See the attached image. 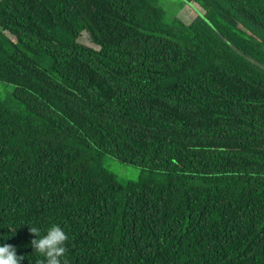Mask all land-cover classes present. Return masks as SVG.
<instances>
[{"label": "trees", "instance_id": "trees-1", "mask_svg": "<svg viewBox=\"0 0 264 264\" xmlns=\"http://www.w3.org/2000/svg\"><path fill=\"white\" fill-rule=\"evenodd\" d=\"M182 2L0 0V243L21 264L54 224L65 264H264V0Z\"/></svg>", "mask_w": 264, "mask_h": 264}, {"label": "clouds", "instance_id": "clouds-1", "mask_svg": "<svg viewBox=\"0 0 264 264\" xmlns=\"http://www.w3.org/2000/svg\"><path fill=\"white\" fill-rule=\"evenodd\" d=\"M29 230L35 237L31 241L33 252L41 257L37 264H65L69 237L61 226L51 225L43 235L39 227L31 226ZM24 259V256L17 255L15 246L0 243V264H21Z\"/></svg>", "mask_w": 264, "mask_h": 264}, {"label": "rangeland", "instance_id": "rangeland-1", "mask_svg": "<svg viewBox=\"0 0 264 264\" xmlns=\"http://www.w3.org/2000/svg\"><path fill=\"white\" fill-rule=\"evenodd\" d=\"M163 5L166 16L173 17L177 12L185 11L186 4L182 0H160ZM188 10H186V13ZM12 85L0 80V96L5 98L8 102H12ZM103 165L113 172L121 181L133 180L136 181L147 175V171L139 166L130 165L121 162L109 155H104L102 160Z\"/></svg>", "mask_w": 264, "mask_h": 264}]
</instances>
